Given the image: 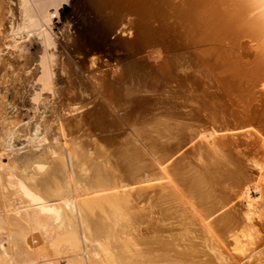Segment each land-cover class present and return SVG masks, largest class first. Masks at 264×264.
<instances>
[{
  "label": "bare ground",
  "instance_id": "6f19581e",
  "mask_svg": "<svg viewBox=\"0 0 264 264\" xmlns=\"http://www.w3.org/2000/svg\"><path fill=\"white\" fill-rule=\"evenodd\" d=\"M18 1L21 2V0ZM40 1L38 2H43V0ZM161 1L169 3L171 0ZM180 1V4H174L173 2V4L170 3L169 5L166 3V6L169 5V7L167 6L168 9L164 11L169 12L168 16H166L167 12L165 15L160 13L162 15V22L176 23L177 25L186 16L191 23L194 22L199 25L200 20H202L201 11L198 8L199 4L192 5L191 0ZM29 2L28 4L30 5L27 4V6L25 3L23 10H20L22 12L19 11L24 17L23 20L26 18L27 22L26 25L23 23V28H32L37 26L38 23L35 21V14L33 15L31 10H36L35 5L37 9L40 8L34 0V3ZM44 3L49 4L47 0H44ZM31 4H34V8ZM42 4V10L44 11L45 8L43 9ZM5 5L4 0H0V34H2L1 28L5 26L6 11L8 10V14L9 12H14L10 8L6 10L7 7ZM30 6H32V9ZM42 10L40 9V11ZM46 12L42 13L43 16ZM38 15H40L39 12ZM43 16L41 19L44 18ZM18 17L20 18L21 16ZM228 17L227 21L226 19H217V22L229 28L233 22ZM45 18L48 17L46 16ZM45 18L44 20L47 21L48 19L46 20ZM221 24L219 25L221 26ZM188 25L189 23H187ZM20 28L22 29V27ZM186 28L189 29V27ZM191 29L193 30L194 27ZM216 29H219V27ZM42 35L40 34V37L38 36L37 38H42ZM225 39V41H228L227 47H231L228 51L234 50L235 47L241 50L238 54L234 51L235 57L236 55L247 53L251 50V47H254V45H248L250 49L247 48L249 49L247 52H242V50L246 49L243 42L236 45L238 40L236 41L235 38L227 37ZM14 40L12 42L16 44L18 40ZM253 41L251 43H254ZM5 45H7L5 47L7 53L10 48L12 50L14 47H17L19 50L21 49L18 52H24L22 51V47L19 48L22 45H18V43L16 46L10 43L9 45L7 43ZM23 46L26 45L23 44ZM2 52L3 50L0 49V264H264V157H262L264 155V148H260L256 144V141H253V146L247 144L248 146L245 148L246 152L244 153L246 154L244 156H247V153L250 154V157L253 156L251 157L252 159L247 156V160H251L250 163L246 162L245 157L243 159L240 148V150L235 149L238 144L233 148L235 151H239L235 152L229 149L231 147L228 148L229 155L231 150L233 153L231 155L238 157H235L236 162L234 160L225 162L228 159V155H224L227 153V147L225 149L220 147L222 153L226 150L224 154L220 152L222 157L223 155L225 156L226 159L224 160V157L222 158L221 156L219 157L221 159H217L218 157L215 159V156L219 153L217 145L214 148L218 150L214 151L217 154L211 150L210 146V150H208L209 148L206 145L198 148L205 155L201 152L192 155L191 160H188L186 165L190 166L189 168L191 169H186L187 171L184 173L181 171V168H176L178 166L174 167V163L176 162L173 163L172 161L175 154L180 152L182 148H177L175 153H167V148L165 151H163L164 148L162 150H160L161 148H157L158 150H156L155 144H149L150 152L154 156L157 153L158 156H155L157 162H160L165 167L163 169L166 174L163 178L155 177L153 175L155 171L152 172L153 174L149 172L151 167L154 166L153 159L149 158L151 156H149L147 150L145 151L133 140L130 141L133 149H130L127 152L128 156L126 155L127 157L124 158V171L114 168L111 165L112 163L109 164L108 160L102 166L95 167L96 163L93 161L95 152L90 149L89 141H86L92 129L86 122L84 124L79 122L81 125L78 126H72L71 124L73 119H77L76 114L80 111V108L67 109L65 107L66 109L63 108V111L61 110L63 114L60 117L56 113L57 111H54L55 114L54 112L51 114L52 109L49 112L50 115L46 112L50 107L49 104H52L48 100L49 107L46 108L47 103L45 102L47 98L49 99V96L54 97L56 93L54 86L52 88L54 71L52 72L51 70V60L49 61L50 63H47L44 59L40 61V75L36 80L38 87L37 91L35 88L36 92L34 93L36 94L32 95L34 97H31L33 100H31V106H33V112L36 114L34 113L31 116V120L29 119V121L23 123L21 118H18V115H21L22 112L18 115H14L16 112L14 114L13 111L12 113L9 112L15 107L9 108L10 105L8 106L9 103L6 102L8 92L11 90L8 85L6 86L2 83L7 80L9 75L6 79L4 78L5 80L2 78L5 76V71L7 74V67H11V63L9 62L13 64L14 61L9 59L10 57L8 56V62L4 57L6 52L4 55ZM18 52L16 51L17 56H21ZM249 52H253V50ZM228 54H231V52ZM12 59L15 60L16 58ZM18 60L20 59H17V63ZM254 68V70H247L246 75L244 73L242 75V72H238L239 70L237 72L234 71V67L232 72L236 73L232 75V78L231 75L227 77L231 79L237 77V79L243 80L246 83L245 91L252 92L248 97L246 96L247 92H245L246 101H243V93H241L242 96L237 94L240 87L233 88V92L227 91V93L222 89V94H220L223 98L224 93L225 98L221 99L219 97L222 101L225 99L227 102L229 101V103H225L227 107L232 108V111H235L234 104L238 102L239 106L236 103L238 108H235L239 109L245 121L248 122L247 124H250V121L251 123L257 122L256 114L258 110H264V103H257L255 99L256 94L260 92L259 90H264V68L256 66ZM14 78L16 80V77ZM54 78L56 79V77ZM227 78L225 75L224 77L220 76V79L223 81L228 80ZM9 84L12 83L10 82ZM67 91L71 92L68 89ZM214 91H217V89H214ZM43 94L46 95L45 98ZM71 94V97L67 94L68 98H66L67 95L60 96V101H69L71 98L74 100L75 98ZM77 97L79 96L77 95ZM250 98L254 99V103L251 102L252 99ZM51 100L53 101V98ZM218 100L216 101L218 102ZM211 102L214 103L215 101ZM33 103L35 104L33 105ZM218 103L220 104V101ZM221 103L220 105H224V102ZM228 104L230 105L228 106ZM53 107L55 108L54 105ZM199 107L198 112L201 111ZM221 108L223 109V107ZM40 109L42 111H39ZM219 109H217L218 112ZM16 110L14 109V111ZM224 110L227 112L225 107ZM80 114L82 115V113ZM244 118L242 121H244ZM81 120H83V117ZM206 120L208 123L209 120ZM259 122L257 123L263 125L264 119ZM259 124L258 126L261 128ZM241 125L240 123L238 127ZM243 127L247 128L249 125ZM207 128L209 129L204 127L203 131H210L214 142H218L220 138L225 137L224 135H226L228 127L226 128V132L224 131L225 129L211 127L210 125ZM256 129H259V127ZM262 129L260 134L263 133ZM97 130L95 127L94 131ZM232 131L230 130V133ZM233 135H236V131ZM233 135L231 136L233 137ZM22 137L25 144L21 146L18 144L19 140L17 141V139ZM232 141L235 140L232 139ZM67 142H77V149L79 151L75 153L72 149H69L66 145ZM166 142L169 143L168 141ZM231 143L236 144L235 142ZM249 146L251 147L249 148ZM198 149L195 150L198 151ZM259 150L261 151L259 152ZM25 151H28V153L24 154ZM237 152L238 154L241 153L240 155L242 156L236 155ZM257 157L261 160L263 159V161L257 160ZM144 159L148 161H146L147 164L149 163L148 165L142 164V162H145L143 161ZM99 160L101 161L102 158H99ZM260 162L262 164H259ZM171 172L177 174L179 185H176L178 184L177 181H175L176 183L172 181L173 178L172 180L170 179V176L174 175ZM154 179L164 180V182L161 181L162 183L159 182L157 185L160 191L155 192L156 194L151 193V191L156 189L155 185L150 186L149 184ZM147 185L150 187H147ZM153 186L154 189L152 188ZM145 187L152 188L153 190L150 192L148 190V194L145 191L146 193L144 192V194ZM164 226L171 227L166 230ZM174 226L178 227L175 228L178 233L173 235L163 233V231L171 230Z\"/></svg>",
  "mask_w": 264,
  "mask_h": 264
},
{
  "label": "rangeland",
  "instance_id": "374dc122",
  "mask_svg": "<svg viewBox=\"0 0 264 264\" xmlns=\"http://www.w3.org/2000/svg\"><path fill=\"white\" fill-rule=\"evenodd\" d=\"M10 1H13L12 4ZM24 1L25 0H21V2L18 0H4V4H6L5 6L7 7H5L6 10L10 8L14 12H9L8 14V10H5L7 18H5L4 27L6 29L4 27L1 28L2 34H0V49L3 50V55L5 52L7 54H5L4 57L7 59L9 56V59L14 61L12 64V62H9L7 59V61L11 63V67H7V74L5 71V76L3 75L4 77L2 79H6L8 75L10 78L7 77V80L4 79L5 81L1 80L3 81L2 84L8 85L11 90L8 92L9 96L7 95L6 102L9 103V108L15 107L14 109H17L14 111V109L11 108L12 110L9 112L12 113L13 111V114L16 112L14 115L21 114L22 112L21 115H18V118H21L23 123L29 121L31 116L35 113L33 112V106H31L33 101L31 97L33 98L34 96L32 95L36 94L34 92L37 91L38 87L36 80L40 75V61L44 59L47 63L52 62L50 64L51 70L55 73H53L52 88L54 86L56 89V95L54 94L55 98L49 96L47 101L45 99V103H47L46 108L50 105L49 109H47V111L45 109V111L49 113L52 109L50 113L53 114L52 112L57 111L56 113L60 117L65 107L67 109L80 108V111L76 114L77 119L75 118L78 124L75 119H73L71 124L72 126H78L86 122L92 129L89 138L85 140L89 141L90 149L95 152L93 158V161L96 163L95 167L102 166L105 161L108 160L109 164L112 163L111 165H113L114 168L124 171V158L128 156L127 152L133 149V145L130 142L132 140L145 151L147 150V153L151 157L147 156L153 159L154 166L156 168L158 167L156 169L152 166L149 172L152 173L155 171L153 172L154 174H152L155 177L161 178L165 177L166 173L163 169L165 167H163L160 162H157L155 157L157 153L154 156L150 152L149 144H155L156 150L160 148V150H162L164 148L163 151H165L167 148V153H175L177 148H182L180 151L181 153L178 152L179 155H177L178 153L175 154L172 161L173 163L176 162L174 163V167L178 166L176 168H181L183 173L191 169L189 168L190 166L188 167L186 165L188 160H191L192 155L198 152L205 155L202 150L198 149L199 147L207 145L209 148L208 150H210L211 147L213 152L218 149L219 155L214 152L217 154L215 159L217 157V159H221L219 157H222V154L226 153L225 151L227 150L228 154L226 153L224 155H228L227 158L229 161L228 159L225 160L226 158L224 155L223 157L225 162H230V160L235 161V157H237L232 156L233 153L231 150H234L233 147H236L238 144V148L236 147L235 149L240 148L242 151L240 152L243 156L240 155L241 153L238 154V152L236 155L242 156L243 159L246 158V162L248 161V163L251 161L247 160V156L250 154L247 153L248 155L244 156L246 154L244 153L246 152L245 148H247L248 145L253 146V141H256V144L260 148H264V124H259V121L264 119V110L259 109L256 114V121L259 123L252 122V125L250 121V124H247L248 122L245 121L239 109L235 108H238V102H235V111H232V108L227 107L225 103L227 100H221L225 98L224 93L223 98L221 96L222 89L227 93V91H232L233 88L240 87L241 92L239 90L237 94L240 96H242L241 93H243L244 96L247 94V97L249 94L251 95L252 92L245 91L246 83L243 80L240 81L237 77L231 79L232 75L238 70V72H242V75L243 73L246 75V71L251 69L254 70L255 66L264 68V0H197V2H195L196 0H191L192 2H190L192 5L199 4L198 8H200L203 20H200L199 25L194 22L193 25L186 16L181 20L182 22L180 21L177 25L176 23L171 24L169 22H162L161 16L165 15L166 12V16H168L167 14L169 12L164 10L168 9L170 3L173 4L174 2V4H180V0H175L176 2L174 0H169V3L167 1L162 2L161 0H47L49 4L44 3V0L42 2L43 4L38 2L40 0H36L39 5L34 0L41 10L42 4L43 9L45 8L44 11H47L46 14H48H44L43 16L42 13L44 11H40L35 5L36 10H31V12L33 15L35 14V21L38 23L37 26L32 28H23L24 24L26 25L27 22L26 18L23 20L24 17L21 15L20 12L22 11L20 10H23L25 3L27 5L29 1L32 3L33 0H28L23 3ZM166 3L169 4L167 5L168 7ZM31 5H33L34 8V4ZM30 7L32 9V6ZM38 12L40 15H38ZM11 13L14 14L15 17L14 15L12 16ZM160 13L163 14L161 15ZM41 14L44 18L47 16L48 18L45 19L48 20L45 21L44 18L41 19ZM18 16L22 18L20 17V19ZM227 17L233 22L231 23L233 27L229 26V28H227L228 26L224 27V25L222 26L221 23L217 22V19H226L227 21ZM185 19L186 21H184ZM187 23H189L188 26ZM219 24H221V26ZM20 27H22V29ZM186 27H189V29ZM190 27H194L195 31ZM217 27H219L220 30L216 29ZM40 34H44L41 37H45L46 39L37 38ZM227 37H233L236 41L238 40L239 42L237 41L238 43L236 42V45L243 42L246 49H250L249 46L254 45V49L251 47V50H242V52H247L248 50H253V52L248 51L247 53H243V55H236V57L239 56L236 58L234 51L238 54L241 50L235 47L234 50L228 51L231 47H227L228 41H225ZM11 39H15L14 41L17 39L19 41L16 42L18 45H22L19 46V48L22 47L23 53L18 52L19 49H17V47H14L15 49L12 48V50L10 48L7 53L5 48L7 45L4 46V44L7 43L9 45L10 43L13 45L15 42H12ZM252 41L254 43H251ZM16 44L13 46H16ZM23 44L26 46H23ZM224 47L227 49L225 50ZM256 50L259 52L257 53ZM16 51L20 53L19 55L21 56H17L18 54ZM19 51H21V49ZM230 52L232 55L228 54ZM11 57L16 59L14 60ZM18 58L20 60H18L17 63ZM234 67V71L236 72L233 73L232 70ZM13 69L16 71L11 72L14 71ZM228 71L231 73L228 74ZM223 74L226 78L231 75V78H227L228 80L223 81L220 79V76L224 77ZM13 75L16 77V80ZM54 77H56V79ZM10 82L12 84H9ZM68 86L71 87L69 88ZM67 89L70 90L72 94L71 92L69 93ZM214 89H217V91H214ZM243 89L244 91L242 92ZM259 91V93L256 92V102L264 103V90ZM44 92L47 93L46 91ZM245 92L247 93L245 94ZM66 93L69 96L70 94L74 96L76 100H72L73 98H71L69 101H60L59 97L66 96ZM44 94L43 96L45 98L46 95ZM68 95L66 98H68ZM77 95L79 97H77ZM244 96L243 101L247 99L246 96ZM52 98L53 101L51 100ZM56 99L57 101H55ZM250 99H252L253 101L251 100V102L254 103V99ZM48 100L49 103L51 102L52 104H49ZM216 100H218V102L220 101V104L224 102V105H220ZM211 101L215 102L213 103ZM35 103H33V105ZM227 103H229V101ZM24 105L25 107H23ZM229 105L230 104H228V106ZM220 106L223 107V109ZM198 107L201 110L200 112H198ZM224 107L227 109V112L224 110ZM217 109H219V112ZM39 111L42 110L40 109ZM222 111H224L225 114H223L224 112L222 113ZM102 112L105 114L103 115ZM80 113H82V115ZM82 117L83 120H81ZM204 117L209 120L208 123L207 120L205 121ZM243 118L244 121H242ZM79 122L81 123L79 124ZM240 123L244 130L241 126L238 127ZM258 124L261 125V128ZM208 125L211 127H219L223 130L225 129V132L228 127L230 130H233L232 132L235 133L236 131V135H233L234 133L232 134V132L230 133V130L227 128L226 135H224L226 138L223 137L220 138L221 141L218 140V142H214L210 131H203L204 127L209 129L207 128ZM248 125L249 127H247ZM95 127L98 129L97 131H94ZM258 127L260 131L256 129ZM239 128L241 129L239 130ZM261 129L263 131V133H261L262 135L260 134ZM231 135L236 138H233ZM165 139L170 144L167 143ZM232 139L235 141H232ZM17 141L21 146L25 144L23 137L17 139ZM77 142H67L66 145L69 149L77 153L79 151L77 149ZM231 142H235L236 144ZM168 144L169 146H167ZM215 145L218 146L216 150L214 149ZM251 146H249V148ZM220 147L224 149L227 147V149L222 153ZM204 148L203 150L205 151ZM228 148L231 149L230 155ZM195 149H198V151ZM260 151L261 150H259V152ZM220 152L222 154H220ZM26 153H28V151L24 152V154ZM251 157L250 159H252ZM259 157H257V160L263 161V159L261 160ZM262 157H264V155H262ZM99 158H102V160L100 161ZM97 160L99 161L97 162ZM143 161L145 162L143 163L141 161L142 164H147V160L144 159ZM259 164L262 163L260 162ZM172 172L171 174L174 175H172L173 177L170 176V179L172 180L173 178L172 181L175 182L178 180V176L175 172ZM161 181L162 180L154 179L149 184L150 186L155 185L156 189H154V186L152 187L154 190L152 188H147L150 187L147 185L143 193L146 191L147 193H145L148 194V190L149 192L153 190L151 193L159 192L160 188L157 185L159 182H164V180ZM177 183L176 185H179V181H177ZM169 227L171 226L165 227L166 230ZM175 228L178 227L174 226L171 229L172 232L169 229V231H163V233H169V235L176 234L178 231Z\"/></svg>",
  "mask_w": 264,
  "mask_h": 264
}]
</instances>
